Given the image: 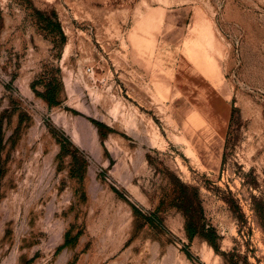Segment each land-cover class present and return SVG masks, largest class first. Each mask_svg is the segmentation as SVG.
Masks as SVG:
<instances>
[{
    "label": "rangeland",
    "instance_id": "obj_1",
    "mask_svg": "<svg viewBox=\"0 0 264 264\" xmlns=\"http://www.w3.org/2000/svg\"><path fill=\"white\" fill-rule=\"evenodd\" d=\"M263 209L264 0H0V264H264Z\"/></svg>",
    "mask_w": 264,
    "mask_h": 264
},
{
    "label": "trees",
    "instance_id": "obj_2",
    "mask_svg": "<svg viewBox=\"0 0 264 264\" xmlns=\"http://www.w3.org/2000/svg\"><path fill=\"white\" fill-rule=\"evenodd\" d=\"M36 11H37V13L41 14V17H43V20L45 22L46 27L52 26V28H57L58 32L62 35V30H61V27H60V24L58 21L54 22L50 18V16L44 15V13L40 12L39 10H36ZM62 37H63V35H62ZM48 93H49V91H48ZM45 98L48 102H53V98L51 96L46 95ZM260 215H261V218L264 220V209L260 212ZM186 230H187L189 237H192L195 233L198 232L190 222L186 223ZM206 237H208V236H206ZM208 239L211 243H214L213 240H211L209 237H208Z\"/></svg>",
    "mask_w": 264,
    "mask_h": 264
}]
</instances>
